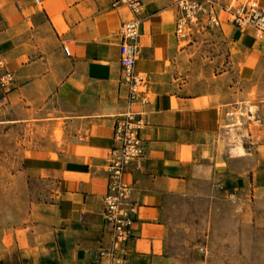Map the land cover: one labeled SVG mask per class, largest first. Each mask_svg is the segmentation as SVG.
Masks as SVG:
<instances>
[{
	"label": "crops",
	"instance_id": "crops-1",
	"mask_svg": "<svg viewBox=\"0 0 264 264\" xmlns=\"http://www.w3.org/2000/svg\"><path fill=\"white\" fill-rule=\"evenodd\" d=\"M140 1L134 69L144 75L147 100L129 105L118 61V29L134 17L125 5L0 0V54L16 77L0 101V127L23 126L35 108L53 98L74 109L63 123L80 125L77 139L66 142L64 134L60 144L33 145L11 170L28 197L24 215L13 216L5 229L0 221V264H102L95 251L110 240L103 219L106 160L114 120L128 107L144 111L148 124L141 132L145 154L123 174L135 205L127 264H178L169 253L175 229L169 212L198 186L207 188L208 202L219 191L245 208L248 201L264 206V115L243 119L241 126L227 117L238 108L239 93L217 102L211 97L220 91L198 77L197 42L175 33L177 0ZM249 36V30L231 24L228 41L241 44L234 58L253 70L259 58L242 57ZM228 41L220 35L213 44L225 50ZM259 47L264 51L263 43Z\"/></svg>",
	"mask_w": 264,
	"mask_h": 264
},
{
	"label": "rangeland",
	"instance_id": "rangeland-1",
	"mask_svg": "<svg viewBox=\"0 0 264 264\" xmlns=\"http://www.w3.org/2000/svg\"><path fill=\"white\" fill-rule=\"evenodd\" d=\"M214 1L218 4L217 12L223 21L221 26L209 28L204 21L195 22L190 24L186 37L197 42L193 56L199 54L202 57L195 66L199 71L198 77L205 78L211 88H219L220 94L216 92L211 97L217 102L220 98H233L234 93H239L235 99L238 108L230 109L227 117H235L237 125L241 126L243 119L255 121L259 114L264 115V51L259 47L261 40L250 34L245 37L243 46L246 50L242 57L247 53L258 57L257 68L247 69L240 58L236 60L234 56L241 44L228 41L231 16L226 8L241 7L248 0ZM220 35L228 41L225 50H219L213 44ZM233 64L235 67L232 69ZM218 74L221 75L217 76ZM234 83L235 89L232 88ZM144 85L145 81L142 89L145 88ZM71 112H74L73 107L53 98L35 108L34 115L31 113L23 126L6 124L0 127L2 228H7L13 216H21L26 212L28 196L25 184L16 180V176L11 177V170L19 168L23 156L28 154L33 145L60 144L64 141V134L66 142L73 141L76 137L75 129L80 125L74 122L63 123L64 115ZM249 112L252 113V118L248 117ZM206 193L205 186H198L194 193L172 203L168 221L171 228L175 229L169 243V253L177 258L178 264H264V206L252 205L248 201L245 208L234 197H223L219 191L208 202ZM24 232L21 230L19 234L25 236Z\"/></svg>",
	"mask_w": 264,
	"mask_h": 264
},
{
	"label": "built area",
	"instance_id": "built-area-1",
	"mask_svg": "<svg viewBox=\"0 0 264 264\" xmlns=\"http://www.w3.org/2000/svg\"><path fill=\"white\" fill-rule=\"evenodd\" d=\"M38 2L39 0H34ZM125 5L134 17L121 24L118 29V53L120 65L119 83L126 89L128 104L144 103L147 97L142 89L144 75L134 69L138 56L137 15L142 11L140 0H115ZM218 4L214 0H177L179 16L175 33L185 37L190 24L204 21L209 28L220 27L221 19L217 15ZM231 16L229 21L241 32L249 30L255 39L264 44V7L257 0H248L241 7L226 8ZM195 18V20H193ZM66 56H70L67 46L63 45ZM16 83L13 71L5 68L0 54V101L6 99L7 93ZM148 124L144 111H134L128 107L116 116L113 124V143L106 160V190L103 196V219L109 232L110 240L101 245L95 252L102 264H127V243L132 237V223L135 205L131 201V183L123 179V174L132 166H138L145 154V144L141 132Z\"/></svg>",
	"mask_w": 264,
	"mask_h": 264
},
{
	"label": "bare ground",
	"instance_id": "bare-ground-1",
	"mask_svg": "<svg viewBox=\"0 0 264 264\" xmlns=\"http://www.w3.org/2000/svg\"><path fill=\"white\" fill-rule=\"evenodd\" d=\"M244 1V0H243ZM193 20H195V18H193ZM238 152L242 153L243 152V149L242 148H238ZM239 154V153H238Z\"/></svg>",
	"mask_w": 264,
	"mask_h": 264
}]
</instances>
